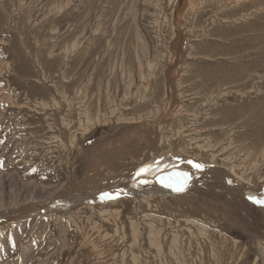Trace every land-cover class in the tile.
I'll return each instance as SVG.
<instances>
[{"label": "rangeland", "instance_id": "1", "mask_svg": "<svg viewBox=\"0 0 264 264\" xmlns=\"http://www.w3.org/2000/svg\"><path fill=\"white\" fill-rule=\"evenodd\" d=\"M249 186L264 0H0V264H264Z\"/></svg>", "mask_w": 264, "mask_h": 264}, {"label": "bare ground", "instance_id": "2", "mask_svg": "<svg viewBox=\"0 0 264 264\" xmlns=\"http://www.w3.org/2000/svg\"><path fill=\"white\" fill-rule=\"evenodd\" d=\"M241 4V3H240ZM260 8H261V6H260ZM254 9V8H253ZM252 15V14H251ZM86 33V32H85ZM237 37V36H236ZM41 40V39H40ZM47 40V39H46ZM37 42V41H36ZM41 42V41H40ZM77 43V42H76ZM41 44V43H40ZM48 46V45H47ZM46 46V47H47ZM85 46V45H84ZM79 47H81V46H79ZM45 48V47H44ZM47 50H48V48H47ZM9 51V50H8ZM44 51V50H43ZM46 52V51H45ZM62 52V51H61ZM249 52V51H248ZM32 54V53H31ZM80 59V58H79ZM214 59V58H213ZM39 60V59H38ZM44 60V59H43ZM12 61V60H11ZM65 61V60H64ZM79 61V60H78ZM21 64V63H20ZM60 64H61V62H60ZM150 64V63H149ZM151 65V64H150ZM9 67V66H8ZM7 67V68H8ZM43 67V66H42ZM63 69H65V68H63ZM45 73V72H44ZM18 74V73H17ZM150 75V74H149ZM157 76V75H156ZM57 77V76H56ZM151 77V76H150ZM155 77V76H154ZM156 78V77H155ZM30 80V79H29ZM39 80V79H38ZM250 80V79H249ZM40 81H41V79H40ZM51 81H52V79H51ZM145 81V80H144ZM22 82V81H21ZM244 82V81H243ZM84 84V83H83ZM141 85V84H140ZM140 85H138V86H140ZM254 87V86H253ZM132 89V88H131ZM136 90V89H135ZM255 90V89H254ZM152 94V93H151ZM125 96V95H124ZM121 97V96H120ZM78 98V97H77ZM121 100V99H120ZM213 101V100H212ZM240 101V100H239ZM71 102V101H70ZM125 103V102H124ZM63 104V103H62ZM47 105V104H46ZM257 106V105H256ZM120 108V107H119ZM53 109V108H52ZM200 109V108H199ZM41 110V109H40ZM116 110V109H115ZM76 111V110H75ZM112 111V110H111ZM117 111V110H116ZM112 113H114V112H112ZM43 114V113H42ZM112 115V114H111ZM248 115V114H247ZM263 115V114H262ZM64 116V115H63ZM93 116H95L94 114H93ZM110 116V115H109ZM63 118V117H62ZM100 118V117H99ZM71 120V119H70ZM88 120V119H87ZM141 120V119H140ZM72 121V120H71ZM70 121V122H71ZM86 121V120H85ZM191 121V120H190ZM238 121V120H237ZM60 122V121H59ZM98 122V121H97ZM46 123V122H45ZM65 123V122H64ZM53 124H55V123H53ZM108 126V125H107ZM217 127V126H216ZM58 128V127H57ZM95 128V127H94ZM159 129V128H158ZM221 129H223V128H221ZM157 130V129H156ZM38 132V131H37ZM158 132V134H159V131H157ZM46 133V132H45ZM74 134V133H73ZM155 134H156V132H155ZM180 134V133H179ZM178 133H177V135H179ZM30 136V135H29ZM40 136V135H39ZM176 136V135H175ZM158 137V136H157ZM202 139V138H201ZM59 140V139H58ZM154 140H158L157 138H155ZM159 141V140H158ZM158 141H156V143H158ZM154 143V142H153ZM156 143H154L153 145H155ZM198 145V144H197ZM202 145H204V144H202ZM176 146V145H175ZM43 147V146H42ZM66 148V147H65ZM174 148V147H173ZM172 149V148H171ZM54 150V149H53ZM57 150V149H56ZM167 150V149H166ZM104 152V151H103ZM176 153V152H175ZM147 154H149V153H147ZM146 154V155H147ZM182 154V153H181ZM149 157V156H148ZM148 157H147V159H148ZM229 159V158H228ZM82 162V161H81ZM172 162V161H171ZM174 164V163H173ZM70 166V165H69ZM74 166V165H73ZM138 168V167H137ZM204 169V168H203ZM182 170V169H181ZM201 173V172H200ZM219 174V173H218ZM211 175V174H210ZM225 175H227V174H225ZM70 176V175H69ZM164 178V177H163ZM188 178V177H187ZM218 178V177H217ZM3 179V178H2ZM96 179V178H95ZM189 179V178H188ZM222 179V178H221ZM168 180V179H167ZM256 180V179H255ZM191 181V180H190ZM235 181V180H234ZM238 181V180H237ZM194 182V181H193ZM105 183V182H104ZM107 183V182H106ZM118 183V182H117ZM191 183V182H190ZM8 184V183H7ZM89 185V184H88ZM192 185V184H191ZM241 185V184H240ZM61 186V185H60ZM263 186V185H262ZM191 187V186H190ZM5 188V187H4ZM55 188V187H54ZM143 188V187H142ZM140 189V188H139ZM257 189H260V188H258V187H251V186H249L248 187V189H247V191H245V192H242L241 191V193H244V194H242L243 195V197H246V199L247 200H249L248 198L249 197H252V198H254L255 197V194H252V193H254L253 191H255L256 192V190ZM4 190V189H3ZM113 191V190H112ZM138 191V190H137ZM235 191V190H234ZM50 192V191H49ZM114 192V191H113ZM126 192V191H125ZM263 192V191H262ZM127 194H128V192H126ZM168 193V192H167ZM257 194V193H256ZM125 195V194H124ZM129 195V194H128ZM113 196V195H112ZM230 196V195H229ZM51 197V196H50ZM138 197V196H137ZM139 198V197H138ZM212 198V197H211ZM82 201V202H84V201H87V200H92L91 199V197L90 196H86L85 198H83V199H79V200H76V201H74V202H76V203H78L79 201ZM93 200H95V199H93ZM100 201V200H99ZM104 201V200H103ZM250 201V200H249ZM14 202V201H13ZM37 202V201H36ZM43 202V201H42ZM82 202H80V203H82ZM31 204V203H30ZM65 204V203H64ZM74 204V203H73ZM40 205V204H39ZM3 206V205H2ZM54 207H55V205H54ZM262 210L264 209V207H261V206H259ZM10 208V207H9ZM56 209L58 208V207H55ZM49 209V208H48ZM114 211V210H113ZM119 211V210H118ZM263 212V211H262ZM3 214V213H2ZM107 214V213H106ZM137 214V213H136ZM21 215H22V213H21ZM4 217V216H3ZM7 218V217H6ZM12 218V217H11ZM8 219V218H7ZM3 221V220H2ZM1 223V222H0ZM145 225V224H144ZM155 226H156V224H155ZM116 227V226H115ZM247 234V233H246ZM124 236V235H123ZM199 238V237H198ZM149 240V239H148ZM90 241V240H89ZM219 242V241H218ZM92 243V242H91ZM194 243V242H193ZM212 244V243H211ZM225 246V245H224ZM127 247V246H126ZM229 247V246H228ZM96 248V247H95ZM232 248V247H231ZM104 249V248H103ZM233 249V248H232ZM251 249V248H250ZM229 250V249H228ZM237 250V249H236ZM235 250L233 249V252H234ZM237 252V251H236ZM225 253V252H224ZM229 253V252H228ZM121 254V253H120ZM124 254V253H123ZM221 254V253H220ZM226 254V253H225ZM238 254V253H237ZM107 255V254H106ZM229 255H230V253H229ZM236 255V254H235ZM157 256V255H156ZM224 256V255H223ZM128 257V256H127ZM145 257V256H144ZM194 257V256H193ZM232 256H230L229 258H231ZM236 257V256H235ZM237 257H238V255H237ZM117 258V257H116ZM222 258V257H221ZM219 258L217 257V260H218ZM234 260V259H233ZM114 262V261H113ZM207 262V261H206ZM230 262V261H229Z\"/></svg>", "mask_w": 264, "mask_h": 264}, {"label": "snow or ice", "instance_id": "3", "mask_svg": "<svg viewBox=\"0 0 264 264\" xmlns=\"http://www.w3.org/2000/svg\"><path fill=\"white\" fill-rule=\"evenodd\" d=\"M193 167L199 169L203 166L199 165V164H193ZM146 172H147V169L142 168L136 173V175L139 177ZM168 179H169V183H166L165 186L171 187L173 191L182 192V191H184L185 187L187 186V178L186 177H184L181 180H176V179H173L171 177ZM141 182H143V181H141ZM249 199L252 201V203H254L258 206L264 207V199H255L252 197H249Z\"/></svg>", "mask_w": 264, "mask_h": 264}, {"label": "water", "instance_id": "4", "mask_svg": "<svg viewBox=\"0 0 264 264\" xmlns=\"http://www.w3.org/2000/svg\"><path fill=\"white\" fill-rule=\"evenodd\" d=\"M159 169V167H152V168H150V169H147V172L146 173H144V174H142V176L143 177H147V176H149V175H151L152 173H154V172H156L157 170ZM222 179H224L225 180V182L228 184V185H232V180L231 179H229V177H227V176H224V175H222L221 173H220V175H219ZM126 192L128 191V190H125ZM255 198V197H254ZM249 199V198H248ZM256 199V198H255ZM250 200V199H249ZM251 201V200H250ZM80 202H82L81 200L78 202V203H80ZM85 202H87V203H92V202H94V200H87V201H84V202H82V203H85ZM99 203H103V202H99ZM251 203H252V201H251ZM253 205H256V204H254V203H252ZM30 213H28V215H29Z\"/></svg>", "mask_w": 264, "mask_h": 264}]
</instances>
